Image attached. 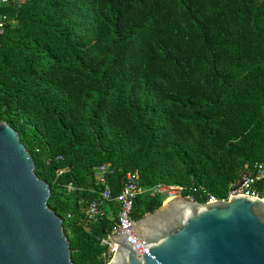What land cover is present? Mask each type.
I'll return each mask as SVG.
<instances>
[{
	"label": "trees",
	"instance_id": "obj_1",
	"mask_svg": "<svg viewBox=\"0 0 264 264\" xmlns=\"http://www.w3.org/2000/svg\"><path fill=\"white\" fill-rule=\"evenodd\" d=\"M0 15L14 20L0 122L49 185L73 264H104L97 237L112 230L85 219L95 167L115 169L113 197L137 171L142 187L178 185L203 203L263 159L264 0H26ZM161 204L139 195L133 219Z\"/></svg>",
	"mask_w": 264,
	"mask_h": 264
},
{
	"label": "water",
	"instance_id": "obj_2",
	"mask_svg": "<svg viewBox=\"0 0 264 264\" xmlns=\"http://www.w3.org/2000/svg\"><path fill=\"white\" fill-rule=\"evenodd\" d=\"M34 170L18 132L0 122V264H73L49 185ZM108 239L107 264H264V200L177 195Z\"/></svg>",
	"mask_w": 264,
	"mask_h": 264
},
{
	"label": "built area",
	"instance_id": "obj_3",
	"mask_svg": "<svg viewBox=\"0 0 264 264\" xmlns=\"http://www.w3.org/2000/svg\"><path fill=\"white\" fill-rule=\"evenodd\" d=\"M24 2L25 0H0V7H16ZM13 22L14 20H10L7 15H0V41L6 26ZM114 171L115 169L109 164H103L93 169L92 184L87 189L91 198L86 202L84 209L85 219L94 225L98 224L104 216L111 221V232L106 236L97 237L99 246L102 249L99 259L104 264H107L106 250L109 245L108 236L117 235L120 230L128 228L129 223L134 221L132 216L134 202L139 195L146 194L149 197H160L163 203L177 195H181L184 191V188L181 186L161 183L149 188L142 187L139 173L135 171L125 174L118 194L113 197L111 194L109 177L114 174ZM244 171H247V169L244 168V170L240 171L238 178ZM58 173L61 174L62 171ZM247 173L249 176L244 178L240 186H236L238 178L229 184L227 197L224 200L233 195H247L259 197L264 200V194H262V191L257 186L258 182L264 179V157L256 164L253 172L247 171ZM67 189L71 191L74 190V187L69 183ZM185 198L194 200L192 194H188ZM214 200L216 199L209 197L205 202H212ZM109 204H113L115 207V215L113 211L108 209ZM113 249L114 248H111V251H113Z\"/></svg>",
	"mask_w": 264,
	"mask_h": 264
},
{
	"label": "rangeland",
	"instance_id": "obj_4",
	"mask_svg": "<svg viewBox=\"0 0 264 264\" xmlns=\"http://www.w3.org/2000/svg\"><path fill=\"white\" fill-rule=\"evenodd\" d=\"M26 1V0H25Z\"/></svg>",
	"mask_w": 264,
	"mask_h": 264
}]
</instances>
